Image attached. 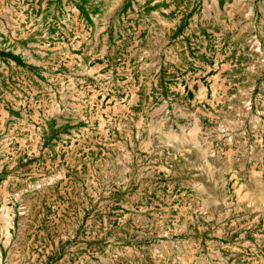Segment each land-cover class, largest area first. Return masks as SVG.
Returning a JSON list of instances; mask_svg holds the SVG:
<instances>
[{
  "label": "rangeland",
  "instance_id": "374dc122",
  "mask_svg": "<svg viewBox=\"0 0 264 264\" xmlns=\"http://www.w3.org/2000/svg\"><path fill=\"white\" fill-rule=\"evenodd\" d=\"M0 264H264V0H0Z\"/></svg>",
  "mask_w": 264,
  "mask_h": 264
}]
</instances>
